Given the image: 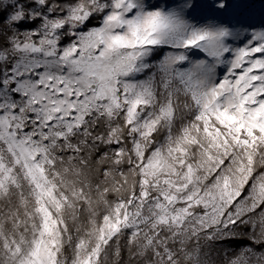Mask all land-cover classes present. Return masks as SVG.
I'll return each instance as SVG.
<instances>
[{
  "label": "snow or ice",
  "instance_id": "snow-or-ice-1",
  "mask_svg": "<svg viewBox=\"0 0 264 264\" xmlns=\"http://www.w3.org/2000/svg\"><path fill=\"white\" fill-rule=\"evenodd\" d=\"M0 264H264V0H0Z\"/></svg>",
  "mask_w": 264,
  "mask_h": 264
}]
</instances>
